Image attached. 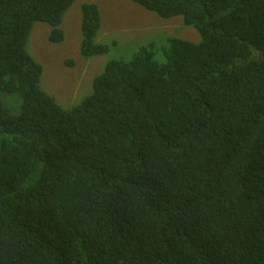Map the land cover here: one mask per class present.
<instances>
[{
    "label": "trees",
    "instance_id": "trees-1",
    "mask_svg": "<svg viewBox=\"0 0 264 264\" xmlns=\"http://www.w3.org/2000/svg\"><path fill=\"white\" fill-rule=\"evenodd\" d=\"M74 1L0 0V264H264V0H129L200 42L108 62L65 110L27 46ZM101 27L82 5L83 58Z\"/></svg>",
    "mask_w": 264,
    "mask_h": 264
},
{
    "label": "rangeland",
    "instance_id": "rangeland-1",
    "mask_svg": "<svg viewBox=\"0 0 264 264\" xmlns=\"http://www.w3.org/2000/svg\"><path fill=\"white\" fill-rule=\"evenodd\" d=\"M96 4L103 16L97 42L109 47L105 55L83 58L81 55V7ZM65 40L51 43V26L37 22L32 30L27 50L43 67L42 89L65 110L79 104L93 92V80L112 60L130 61L142 47L154 46L160 63L166 58L163 50L169 40L177 38L199 43L201 36L194 28L186 26L182 16L170 19L159 17L129 0H75L67 11L61 26ZM67 61L73 62L69 66ZM22 98L6 96L7 109L18 113Z\"/></svg>",
    "mask_w": 264,
    "mask_h": 264
},
{
    "label": "crops",
    "instance_id": "crops-1",
    "mask_svg": "<svg viewBox=\"0 0 264 264\" xmlns=\"http://www.w3.org/2000/svg\"><path fill=\"white\" fill-rule=\"evenodd\" d=\"M101 15H102V12H101ZM102 24H103V16H102Z\"/></svg>",
    "mask_w": 264,
    "mask_h": 264
},
{
    "label": "clouds",
    "instance_id": "clouds-1",
    "mask_svg": "<svg viewBox=\"0 0 264 264\" xmlns=\"http://www.w3.org/2000/svg\"><path fill=\"white\" fill-rule=\"evenodd\" d=\"M101 12V11H100ZM65 17V16H64ZM101 19H102V15H101Z\"/></svg>",
    "mask_w": 264,
    "mask_h": 264
}]
</instances>
